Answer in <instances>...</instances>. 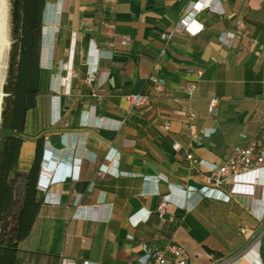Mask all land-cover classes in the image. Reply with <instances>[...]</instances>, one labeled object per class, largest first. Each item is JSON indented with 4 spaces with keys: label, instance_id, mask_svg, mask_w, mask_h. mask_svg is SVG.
Wrapping results in <instances>:
<instances>
[{
    "label": "crops",
    "instance_id": "0c3cea01",
    "mask_svg": "<svg viewBox=\"0 0 264 264\" xmlns=\"http://www.w3.org/2000/svg\"><path fill=\"white\" fill-rule=\"evenodd\" d=\"M196 1H55L60 30L42 62L55 60L58 69L71 45L74 73L63 121L47 140L57 162L80 164L79 177L50 186L53 198L19 243L18 264H140L145 246L170 242L185 247L190 264H248L254 252L260 256L252 264H264V218L257 216L264 169L226 177L228 202L181 191L200 188L209 166L223 164L235 146L264 142V0H210L198 16L201 33L162 38ZM230 32L236 37L222 41ZM96 48L104 56L89 83ZM152 77L164 82L162 92ZM192 82L190 98L184 88ZM135 93L148 103L131 106L126 96ZM212 98L219 99L215 113ZM108 155L119 161L116 175L102 176ZM168 194L161 220L157 209Z\"/></svg>",
    "mask_w": 264,
    "mask_h": 264
},
{
    "label": "trees",
    "instance_id": "16d2710c",
    "mask_svg": "<svg viewBox=\"0 0 264 264\" xmlns=\"http://www.w3.org/2000/svg\"><path fill=\"white\" fill-rule=\"evenodd\" d=\"M56 0H12L14 43L5 93L14 96L3 110L0 141V264H18L19 243L26 239L38 215L45 193L38 187L50 124L51 79L41 67L44 12ZM77 47L75 65H77ZM77 69V67L75 66ZM264 70L258 78L264 77ZM11 87V89H9ZM47 97V113L45 109ZM8 99V98H7ZM9 101V99H8ZM62 109L66 96L61 97ZM45 102V104H44ZM47 115V125L44 121ZM29 115L35 118L27 133ZM42 121L43 124H42ZM35 145L28 171H21L25 143ZM211 253L220 255L207 248Z\"/></svg>",
    "mask_w": 264,
    "mask_h": 264
},
{
    "label": "built area",
    "instance_id": "2783aa9c",
    "mask_svg": "<svg viewBox=\"0 0 264 264\" xmlns=\"http://www.w3.org/2000/svg\"><path fill=\"white\" fill-rule=\"evenodd\" d=\"M210 0H197L196 5L193 4L183 13V15L179 18L178 22L174 26L171 31L165 32L162 34V38L166 40H170L175 33H186L191 36H196L202 32L204 29V24L199 20L198 16L200 12L209 5ZM54 3L48 4V6L53 5ZM55 5V4H54ZM57 27H60V21L57 20L55 24V31H57ZM237 33H225L224 36L221 37L222 41H224L227 37H236ZM46 46V45H45ZM50 47V45H49ZM73 51V50H72ZM101 56H104L98 48L95 49V54L91 59V64L89 65L87 72V80L89 83H92L96 79V75L98 73V63L101 59ZM93 62V63H92ZM66 76L62 77L63 85H64V93H58L57 88L58 83L51 82V111H50V124L52 127H57L63 121V109H62V95H69L71 92V82L73 76V64H70V67L65 68ZM64 74V73H63ZM203 71L198 70L196 72V76L198 78L202 77ZM56 81L58 80V75H52ZM54 80V81H55ZM151 80L154 83V87L156 92H162L165 88L164 82L156 77H152ZM53 87V88H52ZM196 89V82L189 83L185 86L184 91L187 95L192 98L194 96V92ZM128 103L133 107H140L148 103L149 97L147 95H143L140 93L130 94L126 96ZM219 99L212 98L209 104L210 113L216 112V107L218 105ZM196 117V113L190 111L188 115V120L191 121ZM169 124L164 125L165 129H169ZM71 139H68V134L63 133L61 135V143L68 145ZM74 144L75 140L72 139ZM46 143L50 144V141L47 140ZM51 145V144H50ZM52 147V146H51ZM57 149V148H55ZM58 150V149H57ZM190 159L192 155L188 156ZM106 159L109 161L110 165L103 166L100 169V174L104 176L105 174L116 175V167L119 164V161L115 159L114 156H107ZM81 163V161H80ZM79 169L80 164H75L74 166H70L69 164L57 162L55 167L51 169V176L47 179V181L43 184V175L41 176L38 187L41 191L45 193L44 201H51L53 198V193L49 191L51 185L57 182H64L67 179H78L79 177ZM264 169V142L258 141L256 139L250 140L247 145L244 146H235L232 150V153L225 159L224 163L221 165L212 164L209 166V174L206 176L204 184L200 187L190 186L187 190H181L186 198H190L193 195L197 194L202 198H216L220 200H224L226 202L230 201V197L226 195L222 191V186L226 177L230 175H239L244 174L253 170L262 171ZM53 175H58V178L53 177ZM156 179V177H154ZM259 182V180H257ZM254 185H247L246 188L252 190ZM157 194H160L159 191H156ZM170 194L164 195L162 201L157 209L158 216L161 220H164L166 209L171 202ZM56 200H54L55 202ZM58 202V201H56ZM264 202V201H263ZM258 208V207H257ZM261 211V212H260ZM140 212V211H138ZM137 212V213H138ZM257 216L260 219L264 218V205H262L261 209L258 211ZM135 213V215L137 214ZM133 215V216H135ZM132 216V217H133ZM147 219V218H146ZM144 220L143 218H139V221ZM145 255L140 258V264H168L169 262L172 264H190L187 251L184 246L176 242H170L163 247H154L148 249L146 246ZM254 248L249 250L251 254L253 253ZM252 261L248 262V264H252L260 255L258 252H254L252 254ZM62 264H72L70 261L64 260ZM90 264V263H86Z\"/></svg>",
    "mask_w": 264,
    "mask_h": 264
},
{
    "label": "rangeland",
    "instance_id": "374dc122",
    "mask_svg": "<svg viewBox=\"0 0 264 264\" xmlns=\"http://www.w3.org/2000/svg\"><path fill=\"white\" fill-rule=\"evenodd\" d=\"M7 3H8V23H7V31H8V40H9V47H8V50H7V53H6V56H5V60H4V66H5V69H4V81H3V88H4V91H5V86L7 85V82H8V77H9V64H10V55H11V49H12V45L13 43L15 42L14 41V35H13V22H12V0H7ZM48 8V6H47ZM47 8L45 9V12H44V20H43V24H44V30L46 32V18H47ZM54 27V26H53ZM55 29V28H54ZM59 30H60V27H57V31L53 30V32L51 33L52 34V37H54V35L57 33H59ZM44 32V34H45ZM46 35V34H45ZM44 35V36H45ZM53 39V38H52ZM46 46H48V43H45ZM44 43H43V50H42V56H41V67L43 69L44 72L48 71V73L50 74L51 72H53L54 75H58V80L56 81L54 78H52V75H50V79H51V82H55L58 83L57 85V88L55 89V87L53 88L54 90H57L58 93H64V85H63V81H62V77H65L66 76V71H64L62 69V65L64 62H66L65 59L68 58V52L70 50V46L71 45H66V55H65V59L64 61L61 60L60 62V66H58L56 69V61L53 60L51 61V63L49 62L48 64H44L42 62V57H43V53H44V50H47V47H45ZM52 50V49H51ZM63 57V56H62ZM64 73V74H63ZM47 74V72H46ZM55 80V81H54ZM11 89V87L9 88ZM53 93V92H51ZM52 96V95H51ZM9 101H8V99ZM11 99H14V96L13 95H10L9 94H5V97H4V102H3V108H2V111H1V123H0V141H1V136H2V120H3V110H4V107H5V104L6 102H10ZM47 97L45 96V101H46ZM45 104V102H44ZM45 109H46V113H47V101H46V105H45ZM45 113V116H44V121L46 122V125H47V115ZM35 121V118L31 115H29L28 119H27V133H31L32 129V124L34 123ZM42 121V124L43 122ZM60 125H58L57 127H59ZM52 127V126H51ZM34 156H35V145L33 143H25L24 146H23V152H22V158H21V171H24V172H27L28 171V168L31 164V162L33 161L34 159ZM42 165V164H41Z\"/></svg>",
    "mask_w": 264,
    "mask_h": 264
},
{
    "label": "bare ground",
    "instance_id": "6f19581e",
    "mask_svg": "<svg viewBox=\"0 0 264 264\" xmlns=\"http://www.w3.org/2000/svg\"><path fill=\"white\" fill-rule=\"evenodd\" d=\"M59 9H60L59 5L57 4L50 5L47 8L45 39L49 43L52 37L51 33L53 32L55 24L57 23V17L59 16V12H60ZM7 23H8V3H7V0H0V123H1V111L3 108L4 97L6 94L3 88L4 69H5L4 60H5L8 47L10 45L9 40H8ZM72 56H73V51L70 50V53L68 56V62L64 65L65 68L70 67ZM48 167H49V164L48 165L46 164L44 167L43 180H42L43 184L47 181L49 176H51V172H53L49 170Z\"/></svg>",
    "mask_w": 264,
    "mask_h": 264
},
{
    "label": "water",
    "instance_id": "95a60500",
    "mask_svg": "<svg viewBox=\"0 0 264 264\" xmlns=\"http://www.w3.org/2000/svg\"><path fill=\"white\" fill-rule=\"evenodd\" d=\"M44 32H45V30H44ZM45 37L46 36H44V45H45V43H47V40L45 39ZM45 47H47L49 49L51 46L50 47L49 46H45ZM55 150L56 149L51 147L50 144H48V143L45 144V151H44L43 162H42V166H41L40 178L43 175L44 167H45L46 164L47 165L49 164V167H48L49 170H51V169H53L55 167V165L57 163V154H56ZM53 177L58 178V175H53Z\"/></svg>",
    "mask_w": 264,
    "mask_h": 264
}]
</instances>
